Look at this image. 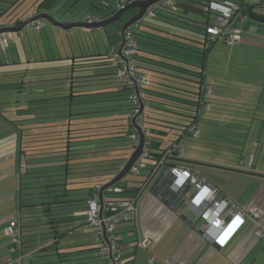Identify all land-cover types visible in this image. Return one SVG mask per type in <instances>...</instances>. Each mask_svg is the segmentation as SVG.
Returning a JSON list of instances; mask_svg holds the SVG:
<instances>
[{
  "label": "rangeland",
  "instance_id": "374dc122",
  "mask_svg": "<svg viewBox=\"0 0 264 264\" xmlns=\"http://www.w3.org/2000/svg\"><path fill=\"white\" fill-rule=\"evenodd\" d=\"M6 1L7 2L3 6L4 8L13 6V3L18 2V0ZM45 1L46 0H21L17 4H14L15 7L13 6L14 8L12 7L13 9L8 13H22V15L26 17L33 11L34 8L32 4H34V2L36 3L35 5L39 6L40 3ZM258 2V0H250L248 5ZM46 6H50V10L57 13V15L61 13V16H58L60 19L75 18L84 21L83 19L87 15H92L96 19L95 21L102 19V16L88 10L87 0H47ZM93 7L102 11L108 10L109 8L104 2H95L93 3ZM203 10H205V7H202V11ZM135 12L136 9L124 12L121 19L110 23L106 30L98 28L93 31L83 27H72L68 30H64L49 22L43 21V25L39 31L27 25L20 32L5 33L8 40V47L4 51L0 50V59L8 58V61L15 59L18 60V64L0 66V71L8 70L7 73L0 75V117L3 118H1L3 126L4 124H6V126L11 125V131L15 130L13 134H11L12 139L9 144L7 138H5L6 146L11 147L14 144V134H16L15 136L22 142L24 149L25 147L28 149H25V154L27 153V155L24 154L21 157L22 164L19 162L14 163L16 165L15 167H17V174H22L21 199L23 206L21 208L22 211H20V216L17 214L16 217L19 219V225H22L24 252L27 253L30 247L33 248L32 245H34V243H44V245L45 243H50L49 245L46 244V247L48 246L47 250H37L35 253L33 252L31 254L33 262L52 258L55 264H59L60 257L65 256L64 253L66 251H64V247H73V243L77 242L73 241L76 238L83 237V241L86 244L83 248L84 251H82L93 261V264H101V258L95 255V248L98 246V243H96L94 239L93 232L85 226H82L78 232L76 231L73 234L63 233L60 235L59 238H57L58 243L55 246L58 248V253L63 254H57L53 249L55 246L52 245L55 236L54 229L61 234L63 230L67 228V226H64L65 223L63 222L66 218H63L61 215L63 211L61 205L53 204L50 209L52 210L50 211L51 214H49L44 204L54 201L55 195L65 190L71 193L67 195L68 198L76 197L82 202V200L87 198L89 188L93 187L95 182L104 179L105 176L102 173L109 171L111 168V165H109L111 161H100L97 168L92 166L89 167L91 170L90 174H85V176L79 178L76 183H72V177L77 176V174L73 173L72 167H70L69 171L72 174L67 175L66 173L68 170L66 171V163L62 170L59 162L63 156L62 158L61 156H52V158H49V156L45 157L47 154L40 156L38 155L39 150H32L29 146L40 148L38 145L40 144V137L55 138L54 136L64 133V129L66 128L65 124L68 123H72V128L76 127L75 122L82 121L90 122L78 124L79 126L92 127L94 123L105 124L106 121H104V119L106 120L108 114L112 113L105 110L116 108L119 116H127L129 111L128 100L125 94L116 86L119 85V79L115 74L116 68L111 65L109 59L108 62L102 63L99 66H93L91 64L73 66L71 59H66V57L69 56L75 60V57L82 55H92L95 53L106 54L108 50L107 34L109 36H115L120 28V24L129 19ZM185 17L191 21L190 28L198 32L196 36L202 38L201 35L204 34V32L200 24L205 23L206 16L202 14L200 7L195 6V8L187 10L185 12ZM213 18L214 15H211L210 22L213 21ZM6 20V16L0 18L2 22ZM158 22V19H152L143 15L138 21V24L143 27L144 24L154 25ZM242 31L246 36L253 33L254 36L264 38V23L247 19ZM116 39L118 41V37H116ZM239 49H242V51ZM247 49V45H245V48H243V45H241V47L229 45L222 38L217 39V41L211 45L208 51L207 65L209 66L208 69L212 71L209 74L210 79L216 83L217 88L228 93L233 91L241 92V85L234 81L230 82L229 79H232L233 76H239L242 80L253 75V73L255 74V72L259 74V67L253 65L252 68L249 65V59L245 58V56L252 55ZM238 57H240L241 61L242 59L246 61L242 62V65H234V67L230 66L229 68H224L223 65H216L218 60L220 61L223 59V62L227 60L236 62ZM12 62L15 63L14 61ZM72 67L73 70H71ZM99 72L106 73V75L98 76ZM226 72L232 77L226 78L225 83L218 84V76L224 77ZM141 74L146 77L149 76L151 77L150 79H152L151 74H146L144 71H141ZM106 76L109 78H104ZM20 81L21 83L19 86H22L21 92H19L20 89L17 88V84ZM71 81L73 86L72 91H74L72 95L70 92ZM262 81H264V77ZM98 87L102 88L96 90V92L103 91L102 93L93 95L89 92V94L85 92L86 94L83 95V90ZM217 90L215 89L213 95L211 94L209 96L214 97V93H216ZM15 101L19 102L16 104ZM224 101L225 100H223V102ZM145 104L144 107H146ZM95 110L101 112L92 113ZM145 110L146 109H144V111ZM79 112H89L92 114L76 115ZM80 117L82 119H79ZM216 130L217 129L214 128L212 131L210 130L211 134H214V136H221L222 134H219ZM88 131L90 132L91 130L85 129L83 133ZM6 134L5 132V135ZM5 135L3 131L2 136L4 137ZM157 137L161 140V147H167L171 143V140L175 139V137H173V131L159 134ZM218 139L219 140L214 137L212 140L213 142L218 141V143H228L226 139ZM203 140L202 138L197 139L185 133L178 140L177 144L179 147H188L189 144L198 145L203 142L206 143V141ZM75 147L78 148L77 146ZM216 147L218 148H212V153L214 155L219 153L218 156H221L223 153H230L228 150L235 151V148H231V145L226 148L222 146ZM79 151L80 150L77 152L79 153ZM51 155L55 154L53 153ZM71 155L69 156L70 158L74 157ZM18 159L20 160L19 156ZM66 159H68V156L65 157V160ZM142 160L148 164L151 163L150 159L143 158ZM39 161L40 163H38ZM123 163V160H120L119 166ZM214 165L225 169H235L227 171V174H237V172H239L236 170L237 168L235 166L223 167L222 165ZM200 167L205 168L204 166ZM99 168L100 171H103L100 174L95 171ZM160 171L161 170H158L156 172L145 189L149 190ZM145 175H147V169H141L138 175L128 172L123 177V180H127L128 182L143 181L145 180ZM47 190L49 192H47ZM19 202L20 198L18 196V207L20 208ZM80 206V204H77V209L74 210L76 212L73 215L76 217L74 218L76 220H81L84 217L83 212L80 210ZM51 220H53L54 223H51ZM78 253L79 252H73L67 255H72V257L75 258ZM30 258H27V260H30Z\"/></svg>",
  "mask_w": 264,
  "mask_h": 264
},
{
  "label": "crops",
  "instance_id": "0c3cea01",
  "mask_svg": "<svg viewBox=\"0 0 264 264\" xmlns=\"http://www.w3.org/2000/svg\"><path fill=\"white\" fill-rule=\"evenodd\" d=\"M258 1V3L264 4V0ZM242 35V42L233 46L241 47L243 45V48H245V45H247V51L252 55L245 56V58L249 59V65L252 68L253 65L259 67V74L255 72V74L253 73V75L242 80L239 76H233L229 80L230 82L239 83L241 92L228 93L217 88L216 83L210 79L209 74L212 71L206 65L204 81L212 86V95L213 91L218 89L214 93V97L211 96L212 109L209 111L203 110L201 112L202 118L197 122L200 135L196 138H202L206 143L189 144L188 147L180 146L182 153L174 154L170 163H172V166L179 165L197 171L223 196L231 198L239 209L252 207L261 209L263 215L259 222L264 227V81H262L264 77V38L254 36L253 33L247 36L242 33ZM116 37L117 34L111 37L107 34L109 44L117 42ZM239 50L242 51V49ZM69 58L71 57H66V59ZM236 60V62L231 60L223 62L222 59L218 60L216 65L229 68L230 66L234 67V65H242V62L246 61L245 59L241 61L240 57ZM17 61L15 59L8 61V58L0 59V66L18 64ZM75 65L85 64L75 63L73 66ZM99 65L93 64V66ZM7 72L8 70H2L0 75ZM230 77L232 76H229L227 72L224 77L218 76V84L225 83L226 78ZM20 83L21 81L17 84V88L20 89L19 92L22 90V86H19ZM223 100L225 101L223 102ZM15 102L17 104L19 101ZM1 118L0 264H52L54 262L52 258L33 262L31 257V254L37 250H47L48 246L46 247V244L49 245L50 243H45V245L44 243H34L33 248L30 247L27 253L24 252L22 225H19V219L16 217L17 214L20 216L23 206L21 199L22 174H17V167L14 163L19 162L22 164L21 157L25 154L27 147L24 149L22 142L15 136L16 134H14V144L11 147L6 146L5 138H7L9 144L12 139L11 134L15 130L11 131V125L6 126L4 124L3 126ZM213 128L217 129L216 132L222 135H212ZM3 131L4 135L5 132L7 133L4 137L2 136ZM212 137L217 140H219L218 138L226 139L228 143L213 142ZM177 142L178 140L175 141L176 144ZM230 145L231 148H235V151L228 150L230 153H220L221 156H218L219 153L217 155L212 153L213 147L215 149L218 148L216 146L226 148ZM167 147L161 148L165 149ZM214 164L223 167L235 166L239 172L237 174H227V171L235 169L220 168ZM159 170H164V167L159 168ZM18 196L20 198V208L18 207ZM187 199L188 194L183 197L175 208H171L160 200L158 194L151 191L150 188L149 190L145 189L144 186L136 201V220L131 227H125L123 230L127 247L123 249L122 254L128 264H264V231L260 236H255L253 234L254 223L251 219L246 218L227 242L223 246H219L203 235L207 228L203 219L199 218L187 206ZM181 214L187 215L193 223L190 224L188 220L183 219ZM74 218L76 217L66 218L63 221L64 226H67L63 230L64 233L73 234L81 228L76 229V227V230L73 228L76 224L80 225L79 222L82 221ZM10 219L16 220V228L21 236V245H15L14 251L10 250L14 245L4 233ZM70 228L74 230H70ZM62 234L58 233L59 236ZM146 235L152 238L150 248L147 250L138 245V241H141ZM57 238L54 237L52 245L55 246L54 243ZM75 241L77 242L73 243V247H64V251L79 253L75 258L72 255H67L65 258L75 259L72 260V264H93V261L83 252L86 244L83 237L76 238L73 242ZM55 248L56 246L53 249L55 250ZM151 256L153 261L149 262L148 259ZM27 258H30V260H27Z\"/></svg>",
  "mask_w": 264,
  "mask_h": 264
},
{
  "label": "trees",
  "instance_id": "16d2710c",
  "mask_svg": "<svg viewBox=\"0 0 264 264\" xmlns=\"http://www.w3.org/2000/svg\"><path fill=\"white\" fill-rule=\"evenodd\" d=\"M6 2V0H0V14L4 13L5 10H8V8L3 7ZM202 5L203 3H201V1L189 0L179 3L175 10L167 7H159L155 11V15L151 17L152 19H158L159 22L157 24H144L143 27L138 24L137 29L133 31L134 39L137 42V53L133 56L132 63L135 65L136 73L146 79V83L141 85L139 92L141 100L144 104L146 103V107H144L146 110L144 111L143 109L141 120L143 122V126L147 129L145 136L146 140L149 141L147 148L150 154L149 158L147 159H150L151 163L148 164L146 162L147 175H145V180L130 182L123 180L121 186L123 187L122 192L124 193L123 196L125 197L131 193L138 194L143 189L147 177L151 175V173L155 174L159 170L156 168V164L161 158V154L163 152L166 154L163 159L164 164L161 167L172 166V163H170L172 156L174 154H178L176 153L175 147H179L176 143H172L176 140H179L185 133L193 136L191 129L195 127L198 128L197 122L199 119H201V112L203 110L209 111L212 109V99L211 96H209L212 94V90L209 93L206 92L205 87L210 85V83L205 82L204 78L208 51L210 50L211 45L217 40L211 39L208 35L205 39L204 34L201 35L202 38L196 36L198 32L190 28L191 21L185 17V12L189 9L195 8L196 6L200 7L202 14H204L207 19L205 10L202 11V7L204 8ZM203 24L204 23H201L200 25L203 27ZM243 26H245V24H243ZM203 32L205 33L204 27ZM242 39L243 35L241 37L240 43L242 42ZM109 45L110 44L108 42V48ZM89 56L93 59L81 64L93 65L102 64L109 61L107 53L98 54L97 56L84 55L82 57ZM203 59V83L200 89V96L198 97V81L201 70L200 65ZM141 71L146 72V74H151L152 79H150L151 77L149 76L146 77L145 75L141 74ZM99 75H106V73H98V76ZM104 78L109 77L106 76ZM118 79L119 85L116 86H118L119 90L127 97L128 92L124 85V81L120 78ZM101 88L102 87L83 90V95L86 93L93 95L102 93L103 91H99L98 93L96 92V90ZM206 102L211 104L210 107H206ZM197 104L199 105L198 109ZM105 111L112 112L108 114L106 120L104 119V121H106L105 124L94 123L92 127L79 126L78 124L90 122L82 121L75 122L76 127L72 128V123H68L65 124L66 128L64 129L63 134L61 133L56 135L54 136L55 138L40 137V144H38L40 148H35L34 146H29V148L36 151L39 150L38 155L40 156L44 154H47L45 157L49 156V158H52V156H61L62 158L63 156L64 159L62 158L59 162L62 170L64 169V164L66 163L68 170L66 174H72L69 171L70 167H72V172L77 174V176L72 177V183H76L79 178L84 177L85 174H90L91 170L89 167L92 166L97 168L100 161L109 160L111 161L109 164L111 165V168L108 172L106 171L107 174L103 171H100V168L95 170L98 174L103 172L102 174L105 176L103 180L97 181L95 183H105L120 170L128 157L126 155H129L134 147V140L129 138V134L132 131L129 111L127 116H119L116 108ZM97 112L99 113L101 111L95 110L92 113ZM88 113L79 112L76 115L81 116ZM79 119L82 118L80 117ZM85 129H90L91 131H88L89 133H83ZM169 131H173V137H175V139L171 140V143L169 144L170 146L168 145L167 148L162 149L161 140L157 136ZM168 149H171L170 152H167ZM26 150L28 149L26 148ZM78 150H80L79 153L77 152ZM50 153H54L55 155H51ZM71 154L74 157L70 158L69 156ZM66 156H68V159L65 160ZM120 160H123L124 162L121 166H119ZM38 163H40V161ZM140 171L141 170H139L138 174ZM159 188L155 190L156 194L159 192ZM91 189L92 187L89 188L88 196L91 193ZM75 212L76 211H72V214H68V217H73ZM83 219L84 217L81 219L82 221L79 222L80 225L76 224V226L73 228L75 229L77 227L76 229H78L82 227L84 224ZM131 226L132 223L128 222H123L121 225L123 230L125 227L129 228ZM73 228H70V230H74ZM123 236L125 237L124 233ZM68 253H70V251L65 252V256L60 258L64 259ZM59 254L62 255L63 253ZM74 260L75 259H73V261ZM71 262L72 260H69L68 263L64 264H72ZM125 262L128 264L126 260Z\"/></svg>",
  "mask_w": 264,
  "mask_h": 264
},
{
  "label": "built area",
  "instance_id": "2783aa9c",
  "mask_svg": "<svg viewBox=\"0 0 264 264\" xmlns=\"http://www.w3.org/2000/svg\"><path fill=\"white\" fill-rule=\"evenodd\" d=\"M116 9L138 0H113ZM189 0H157L147 6L144 15L153 17L159 7H167L175 10L179 3ZM203 3L208 23H204L205 33L214 40L222 38L229 45H237L242 37L243 24L248 19L243 8L246 7L250 0H197ZM211 15H214L213 21L210 22ZM87 22H94L96 19L92 15H87L83 19ZM36 31H39L43 25L41 19L32 21L30 24ZM138 21L129 25L121 32V39L110 44L107 56L110 63L116 68V76L124 81L127 89L129 103V118L135 116V123L142 131L147 129L143 126L141 114H138L140 107V87L146 83V79L136 73L135 65L132 63L133 56L137 53V42L134 39L133 31L137 29ZM8 47V40L4 33H0V49L4 51ZM206 92H211L212 86L205 87ZM206 102V107H210ZM193 136L199 135L197 127L191 129ZM129 138L134 140V147L138 143V131L132 125V131ZM149 141L145 140L144 150L139 158L132 164L129 172L138 175L139 170L146 169V162L142 159L149 158L150 154L146 148ZM175 146V145H174ZM168 149L167 152H170ZM176 153L181 154L182 148L175 147ZM166 153L161 154L156 168L161 167ZM154 173L147 177L144 183L146 187ZM162 181V184L159 183ZM123 179L114 185L106 187L99 197V190L103 183H95L91 189L90 195L86 198L83 206L84 224L83 226L92 230L94 239L98 246L95 255L101 258V264H126L122 255V250L127 247L126 238L123 236L121 227L123 222L134 223L136 220V201L141 194H130L123 196ZM163 185V186H162ZM162 186V187H161ZM160 187V188H159ZM144 188V187H143ZM159 188L158 196L164 188L169 189V194L175 195L174 202L181 193L187 192V206L203 219L206 230L203 235L210 239L212 243L223 246L230 236L243 224L246 218L254 223L253 234L260 236L264 227L260 225V218L263 215L261 209L252 207L248 209H239L236 203L231 199L223 196L219 190L197 171L181 166L165 167L160 181L156 183L151 191L155 192ZM5 236L14 244L10 250H15V245H20V234L16 228V220L10 219L4 229ZM152 238L146 235L138 245L143 249H149ZM149 262L153 257H149Z\"/></svg>",
  "mask_w": 264,
  "mask_h": 264
},
{
  "label": "water",
  "instance_id": "95a60500",
  "mask_svg": "<svg viewBox=\"0 0 264 264\" xmlns=\"http://www.w3.org/2000/svg\"><path fill=\"white\" fill-rule=\"evenodd\" d=\"M156 1L157 0H138V1H133V2L123 6L122 8L116 9V6H115V3L113 0H87L88 9L91 12L102 16V19H100L99 21H94V22L81 21L80 19L67 21L65 19H60V17H58L57 13L52 12L51 10H49L48 12L36 13V14H33L32 16H26V17L22 16L21 13L20 14L15 13L11 17H9L10 14H6L5 16H6L7 20L4 22L0 21V33L5 34L6 32H20L25 26L29 25L32 21L37 20V19H41L42 21L49 22L50 24H52L56 27H59L61 29H64V30H68L72 27H83L85 29L94 31L98 28L105 29L110 23H112L116 20H119L120 16L124 12H126L128 10L136 9V12L128 20H126L122 24L121 32H123L129 25L139 21L141 19V17L144 15L147 6L151 3L156 2ZM95 2L106 3V5L109 7L108 10L102 11V10H98V9L94 8L93 3H95ZM40 5H41V3H40ZM243 12L247 14L248 19L253 20L255 22H259V23H264V4L257 3V4L247 5L246 7L243 8ZM2 15H3V13L0 14V18ZM205 22L208 23V19H206ZM17 23H20V24H17ZM206 36H207V34L204 33L205 39H206ZM93 55L97 56L98 54H96V55L93 54ZM70 59L72 61V65H74L75 64L74 58H70ZM200 69H201L200 70V78L198 81V85H199L198 97L200 96V89H201V86L203 83L204 59L200 65ZM71 70H73V67ZM70 84H71L70 85V92L72 95V81ZM198 103H199V101H198ZM198 107H199V105L197 104V109H198ZM143 109H144V103L142 100H140V107H139L138 114H142ZM197 112H198V110H197ZM130 122L138 131V143L136 144L135 148L130 152V154L128 155L125 163L120 168V170L114 176H112L107 182L102 184L101 189L99 190V197H101L102 191L106 187H108L110 185H114L123 179V177L129 172L132 164L139 158V156L141 155V153L144 150L146 136H145L144 132L142 131V129L138 125H136L135 116L130 119ZM174 143H175V141L172 144H174ZM67 149H68V143H67ZM164 170H165V168H164ZM164 170H162L158 174V176L154 180L153 184L150 186V190H152L153 187L156 185V183L158 181H160V179L162 178V175L164 173ZM159 184L161 185L162 181ZM168 191H169L168 188H164L162 190V192L159 194V196H160V200L162 202H164L165 204L169 205L171 208H175L178 205V203L181 202V200L183 199V197L187 193V192L181 193V195H179V197L174 202H172L175 195L171 196ZM49 205H50V203H47V206H48L47 212L50 214ZM181 217L185 220H188V222L190 224L193 223L190 219H188L187 215L181 214ZM50 222L54 223L52 220ZM54 235H55L54 236L55 238L59 237L58 231L56 229H54ZM57 243H58V241L56 240L54 244L57 245ZM55 250L57 251V254H59L57 247L55 248ZM69 260H73V259H70V258L60 259L58 263L59 264L68 263ZM29 264H32V263H29Z\"/></svg>",
  "mask_w": 264,
  "mask_h": 264
},
{
  "label": "flooded vegetation",
  "instance_id": "af4514ba",
  "mask_svg": "<svg viewBox=\"0 0 264 264\" xmlns=\"http://www.w3.org/2000/svg\"><path fill=\"white\" fill-rule=\"evenodd\" d=\"M21 0H18V2H20ZM18 2L16 3H13V6L14 4H17ZM36 3L34 2V4H32V7L34 8L32 12H30V14H28V16H32L33 14H36V13H40V12H48L50 10V6H46V2H43L41 3V5L39 4V6L35 5ZM13 6H8V10H5V12L3 13V15L1 16V18H3L4 15H6L11 9H13L14 7ZM36 6V7H35ZM13 7V8H12ZM89 10V9H88ZM52 11V10H51ZM90 11V10H89ZM54 12V11H52ZM16 12H12V13H8L10 14L9 17H11L13 14H15ZM22 14V13H21ZM124 14V13H123ZM122 14V15H123ZM61 13H58V16H60ZM122 15L120 16V19L122 17ZM104 18V17H103ZM67 21L69 20H75V18H70V19H65ZM81 20V19H80ZM128 20V19H127ZM126 21V20H125ZM124 21V22H125ZM122 22L120 24V28L119 30L117 31V37H118V40L121 39V26L122 24L124 23ZM107 28V27H106ZM105 28V30H106ZM77 58V59H76ZM90 59H93L91 58L90 56L89 57H82V56H78V57H75V63L77 64H81V63H86L88 60ZM67 171V169H66ZM49 192V191H48ZM71 193H68V190H65V191H61L60 193L56 194L55 195V200L54 201H51L50 202V205H49V208L51 209L52 208V205L55 204V205H61L62 207V212H61V215L63 216V218H68V216L72 213V211L76 210L77 208V204L81 205L80 206V210L83 211V206H84V202H85V199L81 200L80 199H77L76 197H67V195H69ZM45 205V208L48 207L47 204H44ZM47 210V209H46ZM52 211V210H50ZM51 214V212H50ZM69 214V215H68ZM62 218V219H63Z\"/></svg>",
  "mask_w": 264,
  "mask_h": 264
},
{
  "label": "clouds",
  "instance_id": "9594fccd",
  "mask_svg": "<svg viewBox=\"0 0 264 264\" xmlns=\"http://www.w3.org/2000/svg\"><path fill=\"white\" fill-rule=\"evenodd\" d=\"M5 35H6V34H5ZM133 149H134V148H133ZM165 167H167V166H165ZM165 167H164V168H165ZM159 168H160V167H159ZM159 168H158V169H159ZM199 218H200V217H199ZM201 219H202V218H201Z\"/></svg>",
  "mask_w": 264,
  "mask_h": 264
}]
</instances>
